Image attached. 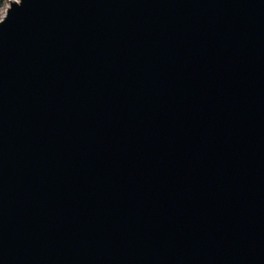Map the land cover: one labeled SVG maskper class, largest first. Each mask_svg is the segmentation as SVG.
Listing matches in <instances>:
<instances>
[{
    "label": "water",
    "instance_id": "95a60500",
    "mask_svg": "<svg viewBox=\"0 0 264 264\" xmlns=\"http://www.w3.org/2000/svg\"><path fill=\"white\" fill-rule=\"evenodd\" d=\"M0 264H264V0L10 1Z\"/></svg>",
    "mask_w": 264,
    "mask_h": 264
},
{
    "label": "rangeland",
    "instance_id": "374dc122",
    "mask_svg": "<svg viewBox=\"0 0 264 264\" xmlns=\"http://www.w3.org/2000/svg\"><path fill=\"white\" fill-rule=\"evenodd\" d=\"M10 1H15V0H7L5 5L0 7V22L3 20V18L6 16L7 9L9 8V3Z\"/></svg>",
    "mask_w": 264,
    "mask_h": 264
},
{
    "label": "trees",
    "instance_id": "16d2710c",
    "mask_svg": "<svg viewBox=\"0 0 264 264\" xmlns=\"http://www.w3.org/2000/svg\"><path fill=\"white\" fill-rule=\"evenodd\" d=\"M7 0H0V7H2L3 5H5Z\"/></svg>",
    "mask_w": 264,
    "mask_h": 264
},
{
    "label": "snow or ice",
    "instance_id": "6c2138e0",
    "mask_svg": "<svg viewBox=\"0 0 264 264\" xmlns=\"http://www.w3.org/2000/svg\"><path fill=\"white\" fill-rule=\"evenodd\" d=\"M7 21H5V23H6Z\"/></svg>",
    "mask_w": 264,
    "mask_h": 264
}]
</instances>
